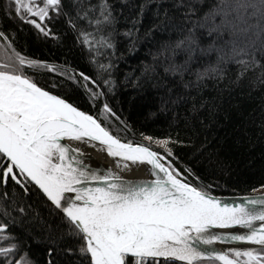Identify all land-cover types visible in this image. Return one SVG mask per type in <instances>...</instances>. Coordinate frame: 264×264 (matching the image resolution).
<instances>
[{
	"label": "snow or ice",
	"instance_id": "obj_1",
	"mask_svg": "<svg viewBox=\"0 0 264 264\" xmlns=\"http://www.w3.org/2000/svg\"><path fill=\"white\" fill-rule=\"evenodd\" d=\"M176 6L185 8L179 35L156 46L143 69L159 77L167 95L161 97L163 104L183 98L164 83L169 78L185 88L199 85L221 78L222 65L228 63L239 67L241 77L257 68L264 76V63L257 58L264 57V41L257 47L250 38L264 37V0L220 2L203 15L185 0ZM68 9L65 0H9L5 16L46 37L54 36L50 25L65 17L98 68L110 75L116 17L109 0H76L75 16ZM163 15L166 21L168 13ZM81 21L87 27L78 26ZM138 34L135 23L123 33L131 49ZM13 39L11 32L0 30L5 53L11 49L14 56L0 60V200L7 204L0 209L7 218L0 222V264H35L26 241L15 234L12 216L16 211L21 223L40 221L28 202L33 197L54 209L60 222L55 228L44 225L40 233L47 245L46 264H264V194L227 203L193 184L189 177L199 178L177 167L169 146L174 141L143 136L147 143H134L105 126L101 117L120 121L101 101L110 81L83 72L77 78L29 59L16 50ZM41 69L62 79L41 85L36 79ZM64 79L91 104H102L97 115L56 92ZM89 148L105 152L112 167L95 165ZM135 165L150 166V178L121 175ZM29 210L35 215L25 221Z\"/></svg>",
	"mask_w": 264,
	"mask_h": 264
},
{
	"label": "trees",
	"instance_id": "obj_2",
	"mask_svg": "<svg viewBox=\"0 0 264 264\" xmlns=\"http://www.w3.org/2000/svg\"><path fill=\"white\" fill-rule=\"evenodd\" d=\"M65 2L69 5V12L75 16L76 0ZM96 2L92 0V3ZM220 2L230 3L232 0H185V4L194 6L199 15ZM109 3L116 17L113 34L116 50L111 56L114 67L110 75L98 68L88 46L80 43L65 17L50 25L54 36L46 37L31 25L7 19L5 1L0 0V30L11 32L14 37L12 44L29 59L52 65L58 71L66 69V75L74 72L77 78L83 72L93 78L103 76L110 81L103 86L105 95L101 101L107 102L123 123L101 117L105 126L122 140L134 143H147L143 136L174 141L169 146L177 157V167L189 168L199 178L189 177L193 184L205 187L217 196L264 191L261 188L264 185V76L261 69L249 71L241 77L239 67L228 63L222 65L224 73L221 78L202 81L199 85L191 84L187 88L183 82L169 78L172 82L164 83L183 98L175 104H163L161 97L167 99V95L159 77L151 73L145 75L143 69L144 65L152 62L150 52L156 51V46L179 35V27L185 23V8L176 6L180 0H109ZM164 12L168 13L166 21ZM133 23L139 29L135 49H131L123 36ZM78 26L87 27L84 21ZM88 30L92 31L91 28ZM250 38L257 47L264 41V37L257 39L255 35ZM4 54L12 55L11 49ZM257 58L264 63L260 54ZM96 59L104 60L103 57ZM36 79L44 85L62 78L41 69ZM191 79L195 80V77ZM56 92L66 94L70 102L94 116L102 107L100 102L91 104L82 90L67 79ZM172 99L175 100L176 95H172ZM153 149L158 150L155 145ZM209 185L211 187L207 188ZM254 188L260 190L253 191ZM16 199L19 203L18 190ZM28 202L33 203L41 220L21 223V214L9 209L17 219L15 234L26 241V250L35 264H46L47 245L40 233L44 225L55 228L60 222L56 211L37 198L33 197ZM6 206V202L0 200V209ZM29 211L25 221L35 215ZM6 219L0 215V222Z\"/></svg>",
	"mask_w": 264,
	"mask_h": 264
},
{
	"label": "bare ground",
	"instance_id": "obj_3",
	"mask_svg": "<svg viewBox=\"0 0 264 264\" xmlns=\"http://www.w3.org/2000/svg\"><path fill=\"white\" fill-rule=\"evenodd\" d=\"M88 153L93 158V163L98 166L112 167V158L105 152L89 148ZM115 170V169H114ZM121 175L127 178H144L148 176L146 165H135L129 171L121 172Z\"/></svg>",
	"mask_w": 264,
	"mask_h": 264
},
{
	"label": "water",
	"instance_id": "obj_4",
	"mask_svg": "<svg viewBox=\"0 0 264 264\" xmlns=\"http://www.w3.org/2000/svg\"><path fill=\"white\" fill-rule=\"evenodd\" d=\"M147 168H150V166H147ZM127 178V177H125ZM150 177L147 176V177H144L143 179H149ZM128 179H142V178H128ZM264 194V191H261V192H258V193H253V194H246V195H214L216 196L218 199H221L222 201L224 202H227V203H233V202H239V199L241 197H246V196H260ZM217 247H220V248H224L225 245H217Z\"/></svg>",
	"mask_w": 264,
	"mask_h": 264
},
{
	"label": "rangeland",
	"instance_id": "obj_5",
	"mask_svg": "<svg viewBox=\"0 0 264 264\" xmlns=\"http://www.w3.org/2000/svg\"><path fill=\"white\" fill-rule=\"evenodd\" d=\"M5 1V5L7 7L8 3H9V0H4ZM5 7V8H6ZM36 30V29H35ZM38 31V30H37ZM42 34V33H41ZM43 35V34H42ZM3 43L0 41V59L4 60V59H8V58H11L13 59V56L12 55H7V54H4L5 51H4V47H3ZM105 119V118H104Z\"/></svg>",
	"mask_w": 264,
	"mask_h": 264
}]
</instances>
